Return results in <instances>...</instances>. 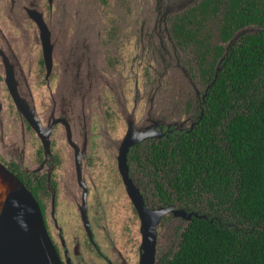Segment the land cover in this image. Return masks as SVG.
<instances>
[{
    "label": "flooded vegetation",
    "instance_id": "flooded-vegetation-1",
    "mask_svg": "<svg viewBox=\"0 0 264 264\" xmlns=\"http://www.w3.org/2000/svg\"><path fill=\"white\" fill-rule=\"evenodd\" d=\"M202 1L167 18L169 38L191 55L187 64L203 87L196 97L195 119L188 128L177 131L151 113L147 114V123L138 126L134 121L136 106L131 113L121 107L125 127L120 128L119 140L107 154L99 151L104 136L94 123L91 90L96 67L94 75L91 54L99 63V90L105 96L99 107L104 120L115 125L118 114L113 95L123 98L129 80L136 81L139 76L148 89L154 90L157 83L150 62L139 71L140 63L151 54L145 42L138 49V27L108 19L109 23L101 26L97 45L83 46L80 52L68 55L58 43H68L75 36L78 11L65 8L60 0H0V163L35 197L61 264H144L142 220L154 226L153 264H162L178 249L189 222L213 215L209 195L188 199L183 192L175 191L174 166L169 157L171 138L194 130L202 118L204 99L213 83L203 80L197 55L180 45L172 30L175 18L187 16L192 8H196V28L203 27L198 10ZM100 3L107 7L109 2ZM188 24L186 21L184 29ZM218 25L215 18L203 29L211 31L207 37L212 47L227 50L233 42L219 40ZM45 45H52L49 66ZM34 122L41 129H50L47 136L35 129ZM201 205L208 214L195 211ZM144 210L149 213L141 217ZM172 220L177 221L174 227ZM173 228L178 231L176 240L169 242L166 253L160 252L159 240ZM173 247L172 254L167 255Z\"/></svg>",
    "mask_w": 264,
    "mask_h": 264
},
{
    "label": "trees",
    "instance_id": "trees-1",
    "mask_svg": "<svg viewBox=\"0 0 264 264\" xmlns=\"http://www.w3.org/2000/svg\"><path fill=\"white\" fill-rule=\"evenodd\" d=\"M195 9L175 18L173 36L197 55L203 80L213 83L194 130L171 138L172 187L188 199L209 195L218 220L211 214L189 222L162 264H264V0L199 4L204 26L216 18L219 40L235 39L227 50L210 45V30L196 28ZM248 26L258 30L233 38Z\"/></svg>",
    "mask_w": 264,
    "mask_h": 264
},
{
    "label": "rangeland",
    "instance_id": "rangeland-1",
    "mask_svg": "<svg viewBox=\"0 0 264 264\" xmlns=\"http://www.w3.org/2000/svg\"><path fill=\"white\" fill-rule=\"evenodd\" d=\"M198 1L108 0L109 3L106 7L100 3V0H60V3H65V8H73V12L74 10L78 11L74 18L75 36L68 43L63 41L58 43V45L60 44L64 47L68 55L73 53V51L82 50L83 46L92 47L97 45L100 40L102 24L113 21H116L117 24H127L129 28L138 27L139 39L135 38L138 49L144 42L145 47L150 49L151 58L140 63L139 71L142 72L144 65L150 62V67L157 81L155 89H148L144 85L145 80L141 76L136 81L129 80L128 92H124V99L121 96L115 97L113 95L112 97V102L118 114V120H115V125H112L109 119L104 120L103 112L99 107L101 100L103 101V98L105 100V96L99 90V83L102 80L100 72L98 73L99 63L95 62V56L91 54L93 62L90 63V68L94 65L92 67L94 75L96 69V75L92 79L93 87L91 90L92 105H95L92 108V110L95 109L93 114L95 115L94 123L98 131H103L102 134L104 136L102 143L100 142L99 144L100 152L108 154L114 150V146L119 140L120 128L125 127V112L131 113L135 106L134 121L138 126L145 125L147 123V114L151 115V113L155 118L166 123L167 127L177 131L185 130L195 119L196 114L194 115L193 111L195 110L196 97L201 95L203 87L193 78L190 72L187 61L192 59L191 55L180 50L174 44L172 38H169L167 34V18L174 13L181 12L195 5ZM60 8H62L61 4ZM125 27L128 28L126 25ZM216 30L217 25L215 24V33ZM257 30L256 26H251L246 31L254 32ZM130 45L132 46L131 42ZM66 61L65 59L63 62ZM94 67L96 68L94 69ZM134 76L136 77L137 75ZM135 90L136 92L133 95ZM104 93L106 92L104 91ZM121 107H123L124 113L120 111ZM105 129L107 134H105ZM197 210L200 213L208 214L203 205L196 207L195 211ZM215 218L218 220L217 216ZM229 219L231 220L230 216ZM174 222L177 221H171L173 227ZM174 230L176 231V228L170 229L168 235H164L165 238L159 240L160 252L166 253V246L169 245V242L176 240L178 231L174 233ZM174 247L168 251L167 255L170 256L172 254Z\"/></svg>",
    "mask_w": 264,
    "mask_h": 264
},
{
    "label": "water",
    "instance_id": "water-1",
    "mask_svg": "<svg viewBox=\"0 0 264 264\" xmlns=\"http://www.w3.org/2000/svg\"><path fill=\"white\" fill-rule=\"evenodd\" d=\"M250 27L239 30L236 36L247 32L246 30ZM41 28L45 31L44 26ZM231 42L232 40L229 43ZM51 51L52 45L44 46V57L48 66L51 61ZM32 124L35 129L37 127L39 132L41 130L47 136L49 128L41 129L38 122ZM78 158L77 156V160ZM0 178L8 187L0 205V264H61L47 234L39 205L33 194L1 163ZM148 213L144 210L141 217L147 216ZM142 221L143 228L145 227L143 233L144 264H146L147 257H149V264H153L154 226Z\"/></svg>",
    "mask_w": 264,
    "mask_h": 264
},
{
    "label": "bare ground",
    "instance_id": "bare-ground-1",
    "mask_svg": "<svg viewBox=\"0 0 264 264\" xmlns=\"http://www.w3.org/2000/svg\"><path fill=\"white\" fill-rule=\"evenodd\" d=\"M7 190H8V187L3 182V179L0 178V205L2 203V200L5 196V194L7 193Z\"/></svg>",
    "mask_w": 264,
    "mask_h": 264
}]
</instances>
